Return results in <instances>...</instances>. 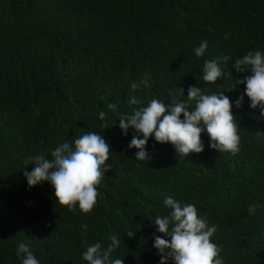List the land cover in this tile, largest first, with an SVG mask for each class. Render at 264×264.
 Listing matches in <instances>:
<instances>
[{
  "label": "trees",
  "instance_id": "trees-1",
  "mask_svg": "<svg viewBox=\"0 0 264 264\" xmlns=\"http://www.w3.org/2000/svg\"><path fill=\"white\" fill-rule=\"evenodd\" d=\"M204 41L207 51L197 57ZM249 51L264 52V0H0V264H22L19 243L40 264H87L86 247L106 248L111 235L119 240L112 259L160 264L154 237H168L154 221L170 213L166 197L195 205L217 227L213 242L224 264H264V115L251 108L245 85L232 88L248 75L233 65ZM224 56L221 68L233 80L205 83L204 61ZM190 86L232 101L239 153L213 150L205 132L201 154L180 158L152 137L149 159L136 160L139 150L128 147L135 130L122 134L120 113L153 99L186 101ZM86 132L111 146L90 215L61 207L50 183L30 188L23 174L32 171L29 156L51 160L58 145L74 149ZM249 205H257L255 215Z\"/></svg>",
  "mask_w": 264,
  "mask_h": 264
},
{
  "label": "clouds",
  "instance_id": "clouds-1",
  "mask_svg": "<svg viewBox=\"0 0 264 264\" xmlns=\"http://www.w3.org/2000/svg\"><path fill=\"white\" fill-rule=\"evenodd\" d=\"M207 41L195 48L197 57H203L207 51ZM228 57L205 60L202 79L207 84H216L223 78L233 80L228 68L222 69L221 62L227 64ZM234 68L237 73H248L243 79L233 80L236 85H245V95L251 101V108L259 109L264 115V52L249 51L242 58L236 59ZM142 83L147 86V80ZM135 91L138 87L132 83ZM184 89L179 88V94L184 96ZM170 96L175 93L170 92ZM242 95L236 101V107H242ZM194 102V107L189 105ZM131 104H139L136 98ZM113 112L117 105L107 106ZM99 118L105 121L107 113L99 112ZM183 117V119L181 118ZM119 128L126 137L130 129L135 134L128 145L138 149L136 160L149 159L146 151L148 141L154 137L157 143L171 144L179 157L204 152L202 136L206 132L210 139V147L219 153L237 155L241 147L239 125L232 112V101L223 92L219 94H204L201 87L190 86L186 101L173 98L165 104L153 99L146 107H141L133 114L120 113ZM108 129V123L103 124ZM142 137V138H141ZM74 149L68 143L58 145L52 152V159L43 155L29 156L25 165L31 164L32 171H23L30 188L48 182L54 189L57 203L70 212L77 208L84 215H90L94 210L99 196L105 173L110 171L107 161L110 159L111 146L104 137L97 132H86L76 136L73 140ZM164 205L170 209L166 216L157 215L154 225L163 236L154 237V247L158 250L160 264H224L220 258L222 249L213 242L217 232L215 225L209 226L208 221L198 213L193 204L181 205L172 197L164 199ZM257 205H249L250 215H255ZM87 230V224H82ZM111 241L106 248L99 242L90 244L83 252V259L87 264H124L122 259H112L114 250L119 246L115 235L109 237ZM17 256L22 264H40L25 243H19Z\"/></svg>",
  "mask_w": 264,
  "mask_h": 264
}]
</instances>
